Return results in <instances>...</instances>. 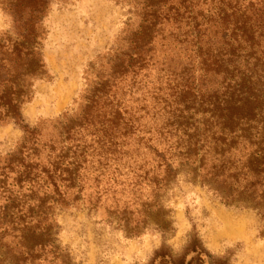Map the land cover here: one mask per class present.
I'll return each instance as SVG.
<instances>
[{
    "label": "trees",
    "instance_id": "16d2710c",
    "mask_svg": "<svg viewBox=\"0 0 264 264\" xmlns=\"http://www.w3.org/2000/svg\"><path fill=\"white\" fill-rule=\"evenodd\" d=\"M49 1L16 0L15 37L0 43V123L24 131L0 162V264L57 262L59 208L112 220L124 200L120 224L147 228L129 198L166 190L184 165L227 206L256 210L264 236V0H136L125 50L44 141L21 109L46 73Z\"/></svg>",
    "mask_w": 264,
    "mask_h": 264
},
{
    "label": "rangeland",
    "instance_id": "374dc122",
    "mask_svg": "<svg viewBox=\"0 0 264 264\" xmlns=\"http://www.w3.org/2000/svg\"><path fill=\"white\" fill-rule=\"evenodd\" d=\"M15 3L0 0V43L15 37ZM135 5L136 0L49 1L39 22L46 73L31 80V97L21 109L25 123L42 129L44 141L55 136L66 113L78 114L85 90L109 74L140 21ZM23 136L14 122L0 123V162ZM129 199L126 215L149 213L147 228L120 224L124 200L112 220L106 207L57 209L54 232L62 257L39 264H66L63 256L67 264H264L260 214L221 202L191 175L190 166H182L166 190L144 188ZM158 222L169 226L159 228Z\"/></svg>",
    "mask_w": 264,
    "mask_h": 264
},
{
    "label": "snow or ice",
    "instance_id": "6c2138e0",
    "mask_svg": "<svg viewBox=\"0 0 264 264\" xmlns=\"http://www.w3.org/2000/svg\"><path fill=\"white\" fill-rule=\"evenodd\" d=\"M182 247H183V241L181 240L177 242L175 245V254L179 255L181 253Z\"/></svg>",
    "mask_w": 264,
    "mask_h": 264
}]
</instances>
